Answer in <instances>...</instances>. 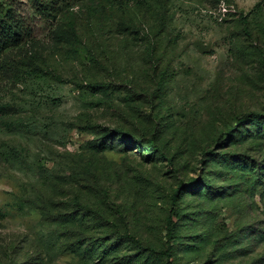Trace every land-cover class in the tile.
Here are the masks:
<instances>
[{"label": "rangeland", "instance_id": "374dc122", "mask_svg": "<svg viewBox=\"0 0 264 264\" xmlns=\"http://www.w3.org/2000/svg\"><path fill=\"white\" fill-rule=\"evenodd\" d=\"M38 1L0 0V264H264V0Z\"/></svg>", "mask_w": 264, "mask_h": 264}, {"label": "trees", "instance_id": "16d2710c", "mask_svg": "<svg viewBox=\"0 0 264 264\" xmlns=\"http://www.w3.org/2000/svg\"><path fill=\"white\" fill-rule=\"evenodd\" d=\"M30 2H39L38 0H30ZM42 11V10H40ZM48 13V12H47ZM42 15H44V12H41ZM7 23H4L3 20H0V57L2 55V51H4L8 47H15L18 45V43L21 41L22 36L24 35V29L21 23L17 20L16 16L14 15H8L7 16ZM244 22L247 21L246 18H243ZM153 69L156 71V67L153 65ZM165 71H163L160 75V81L158 83V86L161 85V82L165 78ZM86 88L92 92H100L108 89V86L104 83H89L86 84ZM252 117L260 118V114H253ZM91 130H95V128H89ZM107 135V133H105ZM137 145H141L138 143ZM157 151L166 157L164 152L157 148ZM173 220V219H172ZM172 220L168 222V226L171 227ZM135 243L139 244L137 240H133ZM168 256V255H167Z\"/></svg>", "mask_w": 264, "mask_h": 264}]
</instances>
